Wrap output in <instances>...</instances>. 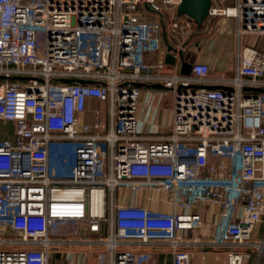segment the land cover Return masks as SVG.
I'll return each instance as SVG.
<instances>
[{
    "label": "built area",
    "instance_id": "1",
    "mask_svg": "<svg viewBox=\"0 0 264 264\" xmlns=\"http://www.w3.org/2000/svg\"><path fill=\"white\" fill-rule=\"evenodd\" d=\"M180 2L0 0V264L82 244L94 264H264V50L239 45L231 77L183 74ZM208 17L264 36V0H212Z\"/></svg>",
    "mask_w": 264,
    "mask_h": 264
},
{
    "label": "crops",
    "instance_id": "2",
    "mask_svg": "<svg viewBox=\"0 0 264 264\" xmlns=\"http://www.w3.org/2000/svg\"><path fill=\"white\" fill-rule=\"evenodd\" d=\"M226 4L232 5L234 4V1L227 2ZM158 15L146 8L144 16L147 19L160 20V16ZM175 15L179 16L178 13H175ZM166 17L168 16L166 15ZM190 21L191 27L189 28L190 30L186 40L188 52L191 59L209 63L212 70V76L231 77L234 75L236 53L239 45L252 46L264 50V43L263 41L261 42V39H259L257 43L246 41L247 37L256 34H245L239 37L237 33L238 21L233 17H208L201 28H199L195 19ZM207 36L209 38L213 37L214 41L208 42V40L202 39V37L206 38ZM88 103V113L85 118L91 120L92 110L103 103L97 98H91ZM2 125L7 127L11 126L10 123H3ZM261 227L262 224L259 225L258 233H260ZM57 257L58 255L56 258ZM56 258L54 264H63L62 262H65L63 259L57 262Z\"/></svg>",
    "mask_w": 264,
    "mask_h": 264
},
{
    "label": "water",
    "instance_id": "3",
    "mask_svg": "<svg viewBox=\"0 0 264 264\" xmlns=\"http://www.w3.org/2000/svg\"><path fill=\"white\" fill-rule=\"evenodd\" d=\"M145 6L150 11H153V12L159 14L160 21H161V24L163 27L164 41H165L167 48H168V52L166 54V61L169 64H174L176 59H175V56L173 55V53H171V50L175 51V48L170 43L169 38H168L167 27H166V23L164 21V14L162 11L153 10L149 6V4H147V3L145 4ZM211 6H212V0H181V2L178 5L177 10H178L179 15H188L189 17L195 19L198 23L199 28H201L209 16ZM180 54L183 55L182 52H180ZM192 62H193V59H190V60L184 59L183 60V65H182V73L183 74H190L191 73ZM73 80L74 79H67L66 81L71 82ZM81 81L83 83H94L93 80L82 79ZM138 86H144V85L142 83H138ZM154 87H161V85H154ZM208 87L209 88H223V89L232 90L231 87H225V86H220V85H211ZM246 90H250V88H246ZM252 90H254L257 93L258 92H264L263 88H254Z\"/></svg>",
    "mask_w": 264,
    "mask_h": 264
},
{
    "label": "rangeland",
    "instance_id": "4",
    "mask_svg": "<svg viewBox=\"0 0 264 264\" xmlns=\"http://www.w3.org/2000/svg\"><path fill=\"white\" fill-rule=\"evenodd\" d=\"M209 35V34H208ZM202 39H206L208 40V42H213V37H206ZM261 39V42L263 41L264 43V37H259L256 35H252L250 37H247V42H253V43H257L258 40ZM42 42H44V38L42 37ZM197 50V49H196ZM195 50V51H196ZM4 126V125H3ZM4 129L6 130L5 133L2 134V136H11L12 135V128L10 127H4ZM70 150L66 151L65 154L60 155L58 158H56L55 163L53 165V173L57 174V175H66L67 173V168L69 165V158H70ZM264 231V222L262 223V227L260 229V234L263 233ZM95 250V247L90 246L88 244H82V245H77V246H71V247H66V249H64V253H62L61 255H58V257L56 258L57 262H59L60 260H65V262L63 261V264H84L86 261L89 264H94V262L96 261L97 255L98 253L95 254H91L89 253L90 251ZM224 253L219 252L217 253V255L212 256V261L213 264H224ZM216 259V260H215ZM252 263V261H251Z\"/></svg>",
    "mask_w": 264,
    "mask_h": 264
}]
</instances>
